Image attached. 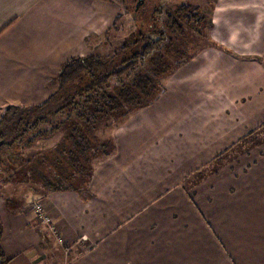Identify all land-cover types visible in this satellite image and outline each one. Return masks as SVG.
<instances>
[{"label":"crops","instance_id":"0c3cea01","mask_svg":"<svg viewBox=\"0 0 264 264\" xmlns=\"http://www.w3.org/2000/svg\"><path fill=\"white\" fill-rule=\"evenodd\" d=\"M105 10L0 0V107L45 100L61 66L110 27ZM112 138L84 190L0 210L8 264H264V0H215L207 44ZM235 144V164L197 178Z\"/></svg>","mask_w":264,"mask_h":264},{"label":"trees","instance_id":"16d2710c","mask_svg":"<svg viewBox=\"0 0 264 264\" xmlns=\"http://www.w3.org/2000/svg\"><path fill=\"white\" fill-rule=\"evenodd\" d=\"M119 1L125 7L127 0ZM134 9L135 34L112 53L71 58L41 103L4 108L0 181L32 184L44 195L84 190L98 162L114 152L113 131L156 100L164 91L162 80L196 55L181 41L189 33L200 37V29L208 41L210 19L206 22L197 8L178 4L166 12L156 6ZM55 135L59 137L52 146L33 149L36 141ZM1 237L0 223V264H8Z\"/></svg>","mask_w":264,"mask_h":264},{"label":"rangeland","instance_id":"374dc122","mask_svg":"<svg viewBox=\"0 0 264 264\" xmlns=\"http://www.w3.org/2000/svg\"><path fill=\"white\" fill-rule=\"evenodd\" d=\"M100 4L102 3V8L105 7V16L111 18L110 20V27L113 24L116 16L120 15V17L115 22V29L110 30L111 28L108 27L104 29L101 34L95 33L94 35H90L86 38L87 43V50H90V54L93 55H106L112 53L114 49L119 47L121 43L130 35L135 34L136 27L133 24V15L132 11L141 12L143 8L149 10L150 8L157 7V9H162L163 12L166 10L173 9L178 4H186L190 5L192 8H197L199 13H201L206 22H209L211 17L212 9L214 7L215 0H142L137 5V0H127L125 3V7L119 0H98ZM146 2V3H145ZM127 8V9H126ZM165 15H162L164 17ZM200 37L195 35L194 33H189L186 38V41H181L183 45H186V42L189 43L188 46H191L190 52L197 54L201 48H203L207 44L206 40V32L204 29H200ZM133 33V34H132ZM187 46V47H188ZM195 46V47H194ZM185 47V46H183ZM182 47V48H183ZM194 48V49H193ZM77 58V57H73ZM71 59V58H70ZM68 61V60H67ZM62 67V66H61ZM167 81L162 80L165 84ZM4 107H0V115L4 110ZM58 135L52 136L47 139H40L36 141L35 145H33V149H42L52 146L57 140ZM252 142V141H248ZM246 144V143H245ZM252 144V143H251ZM248 147L246 146L245 152L241 151V155L243 153H250L252 154L253 145ZM242 150V147H241ZM237 145H233L230 147V151L226 152L225 155L220 156L216 159L214 163L210 164L208 167L203 169L200 174H196L197 178L201 179H210L214 178L217 175L218 171L222 163L223 166L232 165L236 163L237 156ZM245 156L243 159H246ZM240 159V158H239ZM223 161V162H222ZM216 170L215 172H210ZM195 175V176H196ZM193 176L192 178H195ZM32 184H24L19 181H0V201L4 204L1 205L0 203V210L4 208L6 204L10 208L17 207L20 203L26 202L29 203L30 199H36L42 191H37L35 188L32 189ZM29 188V191H28ZM6 202V203H4ZM1 213V212H0Z\"/></svg>","mask_w":264,"mask_h":264},{"label":"built area","instance_id":"2783aa9c","mask_svg":"<svg viewBox=\"0 0 264 264\" xmlns=\"http://www.w3.org/2000/svg\"><path fill=\"white\" fill-rule=\"evenodd\" d=\"M32 212L36 218V220L42 224L50 233H52L59 244H63V240L61 236L58 234L55 225L52 223L51 218L47 215L43 205L40 202H32L30 204Z\"/></svg>","mask_w":264,"mask_h":264},{"label":"water","instance_id":"95a60500","mask_svg":"<svg viewBox=\"0 0 264 264\" xmlns=\"http://www.w3.org/2000/svg\"><path fill=\"white\" fill-rule=\"evenodd\" d=\"M140 1H142V0H137V5H138V3H139Z\"/></svg>","mask_w":264,"mask_h":264}]
</instances>
